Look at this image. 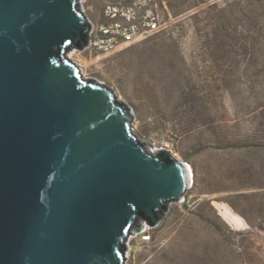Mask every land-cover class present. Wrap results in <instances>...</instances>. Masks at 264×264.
Here are the masks:
<instances>
[{
	"label": "water",
	"instance_id": "water-1",
	"mask_svg": "<svg viewBox=\"0 0 264 264\" xmlns=\"http://www.w3.org/2000/svg\"><path fill=\"white\" fill-rule=\"evenodd\" d=\"M80 2L0 0V264H123L193 180L68 57L88 44Z\"/></svg>",
	"mask_w": 264,
	"mask_h": 264
},
{
	"label": "rangeland",
	"instance_id": "rangeland-1",
	"mask_svg": "<svg viewBox=\"0 0 264 264\" xmlns=\"http://www.w3.org/2000/svg\"><path fill=\"white\" fill-rule=\"evenodd\" d=\"M103 1L81 0L91 22ZM160 16L159 31L111 52L67 53L129 106L150 152L163 144L192 169L183 199L148 242L129 240L123 264H264V0H166ZM242 133L245 145L224 138Z\"/></svg>",
	"mask_w": 264,
	"mask_h": 264
},
{
	"label": "built area",
	"instance_id": "built-area-1",
	"mask_svg": "<svg viewBox=\"0 0 264 264\" xmlns=\"http://www.w3.org/2000/svg\"><path fill=\"white\" fill-rule=\"evenodd\" d=\"M162 7L166 8V0H104L101 19L91 22L88 44L82 50L108 53L159 31ZM151 229L145 224L141 230L133 231L126 244L136 236L140 242H148Z\"/></svg>",
	"mask_w": 264,
	"mask_h": 264
},
{
	"label": "trees",
	"instance_id": "trees-1",
	"mask_svg": "<svg viewBox=\"0 0 264 264\" xmlns=\"http://www.w3.org/2000/svg\"><path fill=\"white\" fill-rule=\"evenodd\" d=\"M222 16L224 18H227V14L225 12H223ZM220 35H222L223 37L227 38L230 35V32L228 31V28L223 25V27L220 30ZM225 42L227 41L226 39H223ZM225 140L229 141L230 143H232L233 145H239V144H243L246 143L248 140H250V134H226L224 136ZM159 227V226H157ZM157 227L153 228V229H157ZM259 228H263L262 223L258 224Z\"/></svg>",
	"mask_w": 264,
	"mask_h": 264
},
{
	"label": "bare ground",
	"instance_id": "bare-ground-1",
	"mask_svg": "<svg viewBox=\"0 0 264 264\" xmlns=\"http://www.w3.org/2000/svg\"><path fill=\"white\" fill-rule=\"evenodd\" d=\"M68 57L70 58V55H68ZM81 72H82V75H84V73H83V71L81 70ZM149 76L151 77V78H155V76L157 77V75H156V73L155 72H150L149 73ZM140 141V140H139ZM141 143V142H140ZM142 144V143H141ZM142 147L143 148H145L146 146H144V145H142ZM145 151H148V152H150V149H148L147 147L145 148Z\"/></svg>",
	"mask_w": 264,
	"mask_h": 264
},
{
	"label": "crops",
	"instance_id": "crops-1",
	"mask_svg": "<svg viewBox=\"0 0 264 264\" xmlns=\"http://www.w3.org/2000/svg\"><path fill=\"white\" fill-rule=\"evenodd\" d=\"M100 19H98L97 21H99Z\"/></svg>",
	"mask_w": 264,
	"mask_h": 264
}]
</instances>
